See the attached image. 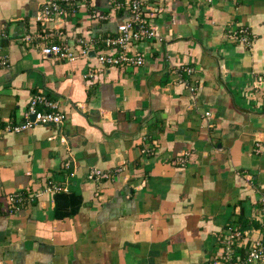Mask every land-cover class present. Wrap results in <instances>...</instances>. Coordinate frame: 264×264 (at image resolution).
<instances>
[{"label": "crops", "instance_id": "crops-1", "mask_svg": "<svg viewBox=\"0 0 264 264\" xmlns=\"http://www.w3.org/2000/svg\"><path fill=\"white\" fill-rule=\"evenodd\" d=\"M43 1L0 0V264H208L229 226L256 228L264 0H143L157 8L162 40L135 44L144 53L135 69L87 76L94 58L55 59L41 45L92 42L126 14L109 0L80 1L61 36L25 43ZM236 26L247 28V44L227 37ZM37 91L63 121L8 132ZM90 168L113 176L90 181ZM47 181L64 189L48 192ZM15 191L25 201L9 210Z\"/></svg>", "mask_w": 264, "mask_h": 264}, {"label": "built area", "instance_id": "built-area-1", "mask_svg": "<svg viewBox=\"0 0 264 264\" xmlns=\"http://www.w3.org/2000/svg\"><path fill=\"white\" fill-rule=\"evenodd\" d=\"M80 1L84 0H44L33 16L36 26L23 32L20 37L21 41L29 43L34 39L42 38L43 34H45L43 37L51 36L54 33L61 36L60 28L63 27L68 16L74 15L75 8ZM109 2L112 10L123 11L126 14V18L116 24L113 33L96 36L92 42L76 38V43L73 46L68 45L65 41L43 43L40 47V53L43 56H52L55 59H66L67 61L78 58H94L96 66H91L86 76L99 67L120 69L139 67L144 61V53L135 48V44L162 40L156 25L152 21L157 8L147 6L143 0H109ZM91 17L104 18L105 16L92 13ZM227 37L242 44H247L250 41L249 32L243 26L230 29ZM92 44H98L100 48L94 51ZM89 50L93 51L92 57ZM6 64V57L0 56V66ZM180 69L186 73L192 71L190 66H183ZM262 75L264 76V73ZM176 78L179 79V77ZM178 82L183 84L191 94L195 90L193 85H189L182 79H179ZM206 115H208V111L203 112V116ZM64 117V113L58 109L55 101L37 91L31 94L27 100L23 120L18 123L7 124L5 129L8 132H20L31 129L38 124H59ZM147 151V149L141 150L145 153ZM177 162L182 164L184 156H179ZM120 170V166L114 168V172ZM112 176L113 172L99 168H90L87 172V179L93 182L109 180ZM63 189L51 181H47L45 184V190L48 192H57ZM21 193L15 191L7 195L9 210L15 209L25 201ZM25 196L27 199L29 198V194ZM257 203L258 208L253 214L257 227L240 229L237 225L229 226L225 233L219 236L218 250L208 264H264V187L259 192Z\"/></svg>", "mask_w": 264, "mask_h": 264}, {"label": "trees", "instance_id": "trees-1", "mask_svg": "<svg viewBox=\"0 0 264 264\" xmlns=\"http://www.w3.org/2000/svg\"><path fill=\"white\" fill-rule=\"evenodd\" d=\"M243 220V219H242ZM241 223H239V228L240 229H243L244 227H246L247 225H246V223L245 222H243V221H240ZM244 223V224H243Z\"/></svg>", "mask_w": 264, "mask_h": 264}, {"label": "water", "instance_id": "water-1", "mask_svg": "<svg viewBox=\"0 0 264 264\" xmlns=\"http://www.w3.org/2000/svg\"><path fill=\"white\" fill-rule=\"evenodd\" d=\"M92 52H89V54H91Z\"/></svg>", "mask_w": 264, "mask_h": 264}]
</instances>
